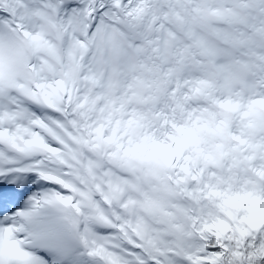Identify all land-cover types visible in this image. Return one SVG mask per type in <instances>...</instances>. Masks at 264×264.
Masks as SVG:
<instances>
[{
  "label": "snow or ice",
  "instance_id": "obj_1",
  "mask_svg": "<svg viewBox=\"0 0 264 264\" xmlns=\"http://www.w3.org/2000/svg\"><path fill=\"white\" fill-rule=\"evenodd\" d=\"M0 264H264V0H0Z\"/></svg>",
  "mask_w": 264,
  "mask_h": 264
}]
</instances>
